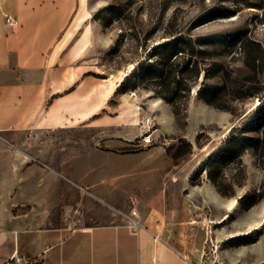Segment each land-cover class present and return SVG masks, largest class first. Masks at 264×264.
<instances>
[{
  "label": "rangeland",
  "instance_id": "rangeland-1",
  "mask_svg": "<svg viewBox=\"0 0 264 264\" xmlns=\"http://www.w3.org/2000/svg\"><path fill=\"white\" fill-rule=\"evenodd\" d=\"M117 1L121 0H88V9L69 38L76 54L90 61L92 87L109 85L115 91L124 72L152 45L167 39V32L172 30L228 33L234 38L242 35L240 41L257 40L264 48V0H126V17L105 28L94 14ZM120 33L124 35L121 52L105 56ZM212 56L241 82L251 75L239 46L233 51H214ZM214 59H206L205 64ZM101 74L111 80L97 76ZM203 76L204 71L193 84L179 116L170 103L138 84L125 92L113 91L107 109L97 115L106 117L98 119L96 125L76 122L53 134H29L22 141L0 136V182L8 177L9 150L19 148L33 147L41 154L31 161L23 157V167L52 165L65 171V178L58 177L59 185L65 183L63 193L58 192L56 179H49V192L37 200H29L31 193L25 192L9 210L7 199H0V215L3 210L21 214L25 222L38 224L36 218L48 213L57 222L56 216L62 212L66 223L77 224L85 221L84 217L93 220L90 214L96 215L98 223L124 222L134 209L142 207L177 211L187 226L186 235L194 242L202 241L199 264H264V199L253 206L246 201L255 190L264 189V167L256 162L251 150L247 151L243 155L242 186L237 184L234 166L227 167L226 176L235 188V194L228 196L218 191L205 169L209 156L220 149L231 127L239 124L259 100H230L231 109L217 108L196 94ZM219 80L215 77L209 82ZM121 110L124 115L117 117ZM136 122L138 125H134ZM148 131L155 142L142 146V135ZM73 171L96 178V184L92 188L73 184L67 180ZM26 180L24 176L19 179L20 188ZM34 186L35 182L29 184L32 189ZM7 244L5 248L10 247ZM10 264L43 263L27 258Z\"/></svg>",
  "mask_w": 264,
  "mask_h": 264
},
{
  "label": "crops",
  "instance_id": "crops-1",
  "mask_svg": "<svg viewBox=\"0 0 264 264\" xmlns=\"http://www.w3.org/2000/svg\"><path fill=\"white\" fill-rule=\"evenodd\" d=\"M86 9L88 0H0V136L22 141L35 132L53 134L76 122L96 125L106 117L97 115L107 109L114 88L92 87L90 61L78 56L69 43ZM7 15L17 18L19 25H10ZM123 115L124 110L116 114ZM165 127L169 130L171 126ZM37 155L41 154L33 147L9 150L8 177L0 182V199H7L9 210L23 193L30 191L29 200H37L49 192V179H56L59 185L58 177L65 178L60 166L23 167V157L31 161ZM22 176L27 180L20 188ZM67 180L85 188L96 184V178L74 171ZM33 182L32 189L29 184ZM64 188L61 182L57 190L63 193ZM136 210L124 222L98 223L96 215L90 214L93 220L84 217L77 224L66 223L62 212L56 216L57 222L48 213L36 218V224L3 210L0 264L27 258L43 264L200 263L202 241L194 242L186 235L187 226L179 212ZM8 242L10 247L5 248Z\"/></svg>",
  "mask_w": 264,
  "mask_h": 264
},
{
  "label": "trees",
  "instance_id": "trees-1",
  "mask_svg": "<svg viewBox=\"0 0 264 264\" xmlns=\"http://www.w3.org/2000/svg\"><path fill=\"white\" fill-rule=\"evenodd\" d=\"M128 4L126 0L110 2L100 7L94 18L105 28H109L116 20L126 17L125 8ZM167 34V39L152 45L145 56L138 58L136 64L124 72L114 94L134 89L140 84L170 103L175 114L179 116L184 101L192 93L193 84L204 71L203 80L196 94L217 108L231 109L230 100L257 97L259 101L256 106L243 116L239 124L231 127L220 149L209 156L205 168L208 177L221 194L233 195L235 188L226 176L227 167L233 165L236 169L239 186L244 184L243 155L247 151L251 150L256 162L264 167V48L257 40L245 38L240 41L242 35L234 38L228 33L202 34L191 30L176 32L172 30ZM123 40L124 35L118 34L106 50L105 56L119 54ZM236 46H239L240 52L244 54V64L251 72L243 82L233 78L224 63L212 56L214 51H233ZM209 58L214 60L205 64ZM97 76L107 77L105 74ZM215 77H219L220 80L209 82ZM189 145L192 148L191 142ZM263 199L264 189H261L255 190L246 201L248 206H253Z\"/></svg>",
  "mask_w": 264,
  "mask_h": 264
},
{
  "label": "built area",
  "instance_id": "built-area-1",
  "mask_svg": "<svg viewBox=\"0 0 264 264\" xmlns=\"http://www.w3.org/2000/svg\"><path fill=\"white\" fill-rule=\"evenodd\" d=\"M7 22L12 25V26H17L19 25V20L17 18H14L10 15H7ZM155 142V137L153 136L152 133H150L149 131L146 132L145 134L142 135V139H141V144L142 146H149V145H152L154 144ZM137 210L134 209L132 211L133 214H136ZM134 223H138L137 220L135 219H132ZM6 264H10V263H6Z\"/></svg>",
  "mask_w": 264,
  "mask_h": 264
},
{
  "label": "bare ground",
  "instance_id": "bare-ground-1",
  "mask_svg": "<svg viewBox=\"0 0 264 264\" xmlns=\"http://www.w3.org/2000/svg\"><path fill=\"white\" fill-rule=\"evenodd\" d=\"M135 124L138 125V122H136Z\"/></svg>",
  "mask_w": 264,
  "mask_h": 264
}]
</instances>
